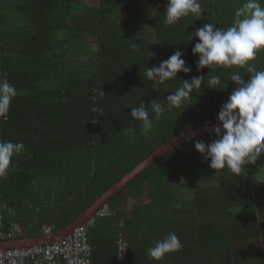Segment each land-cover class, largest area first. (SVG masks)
<instances>
[{"label":"trees","instance_id":"1","mask_svg":"<svg viewBox=\"0 0 264 264\" xmlns=\"http://www.w3.org/2000/svg\"><path fill=\"white\" fill-rule=\"evenodd\" d=\"M237 2L201 0V19L168 26L167 0H0V78L18 91L0 120V140L24 144L0 179L2 229L41 202L37 181L71 180L60 222L49 227L58 230L159 144L218 122L236 87L231 81L223 91L202 84L201 92L190 93L189 106L166 111L147 133L130 113L143 103L155 120L152 101L166 106L180 82L212 74L206 67L197 72L192 32L209 22L230 26L244 0ZM177 50L191 72L154 85L146 68ZM252 63L264 69V53ZM233 70L217 67L215 73L226 82L223 74ZM213 139L203 134L169 150L107 200L112 214L89 227L90 264H116L118 237L127 242L126 264H264V186L252 184L259 159L237 177L210 169L194 142ZM169 232L183 248L159 262L149 259L146 248Z\"/></svg>","mask_w":264,"mask_h":264},{"label":"clouds","instance_id":"2","mask_svg":"<svg viewBox=\"0 0 264 264\" xmlns=\"http://www.w3.org/2000/svg\"><path fill=\"white\" fill-rule=\"evenodd\" d=\"M203 13L201 0H167L163 22L172 26L189 16L195 17V20L201 19ZM234 15L232 24L226 28L209 22L194 28L192 32V38H197L191 49L192 54L198 56L197 72L206 67L213 69L212 74L198 75L180 82V86L167 96L166 106L159 99L152 101L150 109L155 120L150 117L149 107L146 108L143 103L139 107H131L130 115L133 120L142 122L143 132H150L154 122H158L166 111L184 110L186 104L189 106L191 103L188 102L193 100L190 93L201 92L202 84L209 89L223 91L231 81L236 87L219 109L218 125L211 128L215 139L210 143L196 140L194 148L209 161L210 169H226L237 177L246 175L245 165L255 164L264 154V69H258L252 63L258 52L264 49V0H244ZM131 47L133 51H138L136 45ZM183 56L184 52L177 50L159 66L147 67L146 78L158 86L176 81L177 73H190L192 69L186 66ZM217 67L236 70L223 74L226 76L225 82L222 74L215 73ZM17 94L14 85L0 78V120L7 119ZM23 149V142L0 140V179L8 175L12 158ZM182 248L183 243L177 234L169 232L145 251L149 259L159 262L165 255Z\"/></svg>","mask_w":264,"mask_h":264},{"label":"built area","instance_id":"3","mask_svg":"<svg viewBox=\"0 0 264 264\" xmlns=\"http://www.w3.org/2000/svg\"><path fill=\"white\" fill-rule=\"evenodd\" d=\"M111 214L112 212L108 206L104 205L85 223L75 227L70 233L59 237L56 242L43 247L31 245L0 248V264H90L92 247L88 240L89 227L94 224L97 217ZM1 218L2 212L0 209V242L23 236L24 230L19 223H12L8 230H3ZM43 231L49 234L52 229L47 227ZM117 245V264H123L127 242L118 237Z\"/></svg>","mask_w":264,"mask_h":264},{"label":"crops","instance_id":"4","mask_svg":"<svg viewBox=\"0 0 264 264\" xmlns=\"http://www.w3.org/2000/svg\"><path fill=\"white\" fill-rule=\"evenodd\" d=\"M70 183H71V180H69V178H66L64 176H62L61 179L55 177L53 179L47 178L46 180L41 181L39 183L37 181L34 185V194L40 196L39 199H37V201H41V202H39L36 208L31 209V211L28 214L21 215L18 217V220H15L19 222L20 225L22 226L24 230L23 236L20 238L10 239L7 241H1L0 248L31 246V245H34L33 244L34 240L41 239L42 237L45 238L42 233L43 229L46 227L53 228L54 225L60 222V218L62 217V214L65 211L62 205H64V203L68 201L70 196L67 197L66 201L64 200L61 201V200L66 195H69ZM80 187L76 189V192H80ZM84 188L86 189V186H84ZM82 193H84V190ZM44 196H47V197L43 199ZM49 196L53 198H48ZM41 197L43 200H41ZM7 211L9 214L10 213L14 214L13 210H6V212ZM20 211H21V208H18L17 213L19 214ZM12 222L10 223V226L8 227V229L11 227ZM66 225H64L60 229L64 228ZM58 230H53L51 233H49L47 236V239L49 240V239H56V238L61 237V236L54 237L53 233ZM117 256H118V253H117ZM125 257H126V254H125ZM125 257H124L123 264H126ZM116 262H117V257H116Z\"/></svg>","mask_w":264,"mask_h":264},{"label":"water","instance_id":"5","mask_svg":"<svg viewBox=\"0 0 264 264\" xmlns=\"http://www.w3.org/2000/svg\"><path fill=\"white\" fill-rule=\"evenodd\" d=\"M218 125V122L213 124L199 126L194 129L187 130L182 132L178 136L172 138L171 140L159 144L156 149L150 153L142 162L138 163L134 166L130 171H128L125 175H123L118 181H116L111 187H109L106 191H104L101 195H96L94 197L93 202L83 210V212L72 222L66 225L64 228L55 231L54 237L56 236H64L70 233L75 227L84 223L89 217H91L94 212L106 204L107 200L113 196L118 190L124 189L125 185L131 181L136 175L145 170L152 162H154L157 158L161 157L169 150H172L176 146L184 143L185 141H189L197 136L203 134H209L211 132V128ZM125 191V190H124ZM33 244H40L44 242V239H36L33 241Z\"/></svg>","mask_w":264,"mask_h":264},{"label":"rangeland","instance_id":"6","mask_svg":"<svg viewBox=\"0 0 264 264\" xmlns=\"http://www.w3.org/2000/svg\"><path fill=\"white\" fill-rule=\"evenodd\" d=\"M232 1L241 2L243 0H232ZM242 4L243 3H240V6ZM258 53H259V55L263 54L264 53V49L260 50ZM259 167H260L259 172L252 177V184L256 185L258 187L259 186H264V154H261V157L259 158Z\"/></svg>","mask_w":264,"mask_h":264},{"label":"bare ground","instance_id":"7","mask_svg":"<svg viewBox=\"0 0 264 264\" xmlns=\"http://www.w3.org/2000/svg\"><path fill=\"white\" fill-rule=\"evenodd\" d=\"M41 37V36H40ZM43 233V236L46 238H41V239H44V242L43 243H40V244H34L35 246H39V247H43V246H45V245H47V244H51V243H54V242H56L57 240H59L58 238H56V239H47V236H48V234H46L44 231L42 232Z\"/></svg>","mask_w":264,"mask_h":264}]
</instances>
